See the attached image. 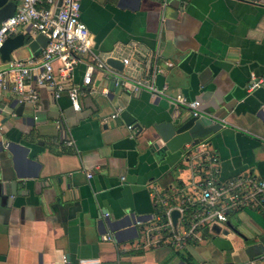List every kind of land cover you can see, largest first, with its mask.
I'll return each instance as SVG.
<instances>
[{"label": "crops", "instance_id": "obj_1", "mask_svg": "<svg viewBox=\"0 0 264 264\" xmlns=\"http://www.w3.org/2000/svg\"><path fill=\"white\" fill-rule=\"evenodd\" d=\"M80 18L95 55L130 63L107 65L119 85L103 69L90 86L78 63L79 110L46 87L36 105L0 98V264H264L259 207L198 227L181 247L160 227L177 210L172 225L189 228L207 172L264 179V0H83ZM187 108L227 126L202 152L186 144L158 159L146 127ZM119 216L130 226L116 238L106 217Z\"/></svg>", "mask_w": 264, "mask_h": 264}, {"label": "built area", "instance_id": "obj_2", "mask_svg": "<svg viewBox=\"0 0 264 264\" xmlns=\"http://www.w3.org/2000/svg\"><path fill=\"white\" fill-rule=\"evenodd\" d=\"M12 1L15 2L13 14L0 22V48L7 38L18 33L27 34L30 39L42 34L47 38V43L38 54L22 59L11 56L3 63L4 67L0 68V98L9 94L14 98V103L36 105L37 88L46 87L54 100L66 94L71 107L79 110L81 91L73 83L75 66L80 62L85 64L82 77L84 86L91 85L95 70L104 69L112 77L116 73L109 69L104 56L93 53L90 30L80 18L83 0ZM122 63L128 65L130 60L122 58ZM102 92L107 93L108 90L102 89ZM177 100L193 108L199 104L198 101L187 102L182 95H178ZM117 116L118 113L110 115L112 119ZM128 128L132 126L128 125ZM71 144V140L66 141L67 146ZM199 145L202 152L205 144ZM211 158L207 155L208 160ZM217 174V170L207 172L202 180L199 196L202 208L192 214L188 229L178 232L172 225L170 212L165 214L164 224L160 227L168 230L173 245L181 247L186 238L195 235L202 225L226 222L228 214L238 208L259 207L264 210V179L240 175L229 181H220ZM87 177L90 178L91 173ZM179 210L184 212V208L180 207ZM111 238L110 233L101 236L102 240Z\"/></svg>", "mask_w": 264, "mask_h": 264}, {"label": "water", "instance_id": "obj_3", "mask_svg": "<svg viewBox=\"0 0 264 264\" xmlns=\"http://www.w3.org/2000/svg\"><path fill=\"white\" fill-rule=\"evenodd\" d=\"M14 9L15 2L12 0H0V22L11 16ZM26 39L27 37L23 33H18L7 38L0 48L1 61L9 60L11 53L23 46L26 43ZM46 43L47 38L42 34H38L29 41L27 46L33 54H38L45 47ZM105 62L117 71L123 70V63L117 58L108 57ZM112 75L113 78L118 80V85L124 79L117 73H113ZM16 110L20 114L22 105ZM223 126H227V124L206 112L192 108L179 109L176 114L171 115L168 121L147 126L145 129V143L154 152L155 156L160 159L165 157L168 152L174 153L183 150L186 144L197 146L202 141H207L211 135L216 134ZM170 216L175 223L179 216L178 211L172 210ZM139 220L140 218L134 219V221ZM106 221L109 230L114 233L116 238L130 226L128 216H119L112 220L106 217ZM66 262L70 264L68 257H66Z\"/></svg>", "mask_w": 264, "mask_h": 264}, {"label": "rangeland", "instance_id": "obj_4", "mask_svg": "<svg viewBox=\"0 0 264 264\" xmlns=\"http://www.w3.org/2000/svg\"><path fill=\"white\" fill-rule=\"evenodd\" d=\"M28 49H27V45L24 44L23 46H21L20 48H18L15 52H13V55L16 53L18 55L23 54V53H27Z\"/></svg>", "mask_w": 264, "mask_h": 264}]
</instances>
